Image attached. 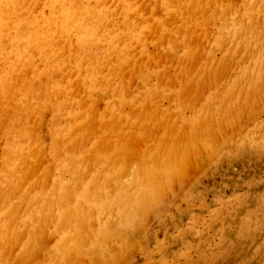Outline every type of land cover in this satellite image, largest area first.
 Instances as JSON below:
<instances>
[{
	"label": "bare ground",
	"instance_id": "obj_1",
	"mask_svg": "<svg viewBox=\"0 0 264 264\" xmlns=\"http://www.w3.org/2000/svg\"><path fill=\"white\" fill-rule=\"evenodd\" d=\"M146 1L0 0V264H114L182 164L264 110V0Z\"/></svg>",
	"mask_w": 264,
	"mask_h": 264
},
{
	"label": "rangeland",
	"instance_id": "obj_2",
	"mask_svg": "<svg viewBox=\"0 0 264 264\" xmlns=\"http://www.w3.org/2000/svg\"><path fill=\"white\" fill-rule=\"evenodd\" d=\"M147 1L145 3L147 6L156 2L155 0ZM151 11L149 8V12ZM146 12L148 13V11ZM149 45V49L153 50V42H150ZM176 55L178 54L176 53ZM176 58L166 59L159 69L165 68L167 64H170V68H172ZM170 59H172L171 63H168ZM168 65L167 68H169ZM262 109L259 108L261 115L258 116L257 114H260L258 112L256 114L257 119H243L241 123L245 122L242 125L245 126L244 131L241 130L242 127L241 129L238 127L241 125L233 126V131L236 128L233 136L231 134L232 129L226 130L227 133L225 132L224 135L231 134L230 138L226 135L228 140H231L227 142L220 138L222 141L219 142L218 139L214 142V145L218 147L216 149L218 152L215 149L210 151V149L209 151L214 152V154L210 153V156H207L209 151L201 145V148L205 150L202 151L203 154L199 151V154H202L203 157H198L199 154L194 152V155L196 153L195 157L197 156L196 161H193L195 157L193 160L189 159L190 161H187V157H189L187 156L185 159L187 162H184L185 165L182 164L181 166L184 167L182 168L184 170L180 168V173L175 172L176 174H181L182 171L185 173V169L188 168L187 173L184 174L185 176H174L173 173L176 169H172L173 172L169 173V176H174L170 179H173V182L170 184L169 180L162 187V189L165 186L167 188L161 189L164 195L162 194L157 200L155 199L157 202L149 201L151 202L150 205L142 208L144 213L147 212L146 214L143 215L142 210L138 212L139 220L137 219V222L139 221L138 225L141 226H135L134 234L137 236L135 241L133 237L131 238V234L127 237V243H130V238L132 239V244H128L129 246L126 249L127 254L123 252V255H120L121 243L123 242L116 239L111 242L114 248H117L115 246H118V249L120 248L117 256L121 260L117 258V262L114 261V264H185L190 259L194 262L190 261L186 264H264V197H262L264 196V135H262L264 130L261 131L259 127L264 125V121L262 122L264 120V110ZM49 118L45 119L46 124ZM44 122L43 124L46 125ZM43 124V131L45 130L48 133L47 125L45 129ZM253 127L258 131L254 130V133L250 132V135H248L249 129L252 128L253 131ZM246 128L247 130H245ZM243 132L246 136L242 134ZM226 136L224 137L227 138ZM255 137L258 139L256 140ZM241 139L243 140L241 141ZM223 141L227 142L226 145ZM234 141L236 142L234 143ZM216 143L224 145L221 148ZM196 147H198L196 148L197 151L199 146ZM216 147L213 146V148ZM145 208H148L149 212ZM227 211L229 212L226 213ZM215 213L216 215L217 213L221 214L215 215V218ZM224 217L225 219H223ZM220 218L221 220H219ZM211 219L214 220L211 221ZM193 221L195 223L192 226ZM207 221L209 226L206 225ZM124 227L122 226V228ZM138 229L143 231V235ZM136 232H139L138 235ZM144 235L145 238H143ZM51 243L54 244L53 240H51ZM137 244L138 246H136ZM132 246L137 248L132 250ZM131 247L132 249H130ZM129 250L132 251L130 252V254L132 253L131 257L129 256ZM187 256L189 259L186 258Z\"/></svg>",
	"mask_w": 264,
	"mask_h": 264
}]
</instances>
